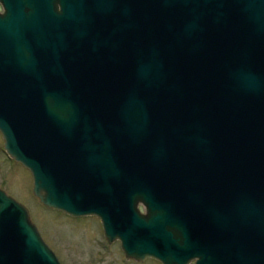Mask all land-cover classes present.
Returning a JSON list of instances; mask_svg holds the SVG:
<instances>
[{"label":"water","instance_id":"1","mask_svg":"<svg viewBox=\"0 0 264 264\" xmlns=\"http://www.w3.org/2000/svg\"><path fill=\"white\" fill-rule=\"evenodd\" d=\"M0 3V136L44 207L127 259L264 264V0ZM0 264H60L1 189Z\"/></svg>","mask_w":264,"mask_h":264},{"label":"rangeland","instance_id":"2","mask_svg":"<svg viewBox=\"0 0 264 264\" xmlns=\"http://www.w3.org/2000/svg\"><path fill=\"white\" fill-rule=\"evenodd\" d=\"M0 189L28 210L30 221L60 264H159L125 258L119 242L106 241L95 217L73 218L44 207L32 193L29 172L4 152L1 136Z\"/></svg>","mask_w":264,"mask_h":264},{"label":"flooded vegetation","instance_id":"3","mask_svg":"<svg viewBox=\"0 0 264 264\" xmlns=\"http://www.w3.org/2000/svg\"><path fill=\"white\" fill-rule=\"evenodd\" d=\"M3 12H4V9H3V7H2V5H1V3H0V14H3ZM9 158V157H8ZM12 162H14L13 160H11ZM16 163V162H15ZM18 164V163H17ZM138 208H139V210H140V212L141 213H145V209L141 206V205H138ZM116 242H118V241H116ZM155 261V260H154ZM157 262V261H156ZM191 264H193V263H191Z\"/></svg>","mask_w":264,"mask_h":264}]
</instances>
